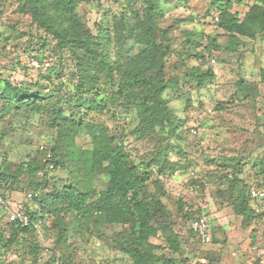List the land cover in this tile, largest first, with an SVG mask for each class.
I'll return each instance as SVG.
<instances>
[{"label":"clouds","instance_id":"1","mask_svg":"<svg viewBox=\"0 0 264 264\" xmlns=\"http://www.w3.org/2000/svg\"><path fill=\"white\" fill-rule=\"evenodd\" d=\"M119 154L145 239L89 212ZM262 231L264 0H0V264H264Z\"/></svg>","mask_w":264,"mask_h":264},{"label":"trees","instance_id":"2","mask_svg":"<svg viewBox=\"0 0 264 264\" xmlns=\"http://www.w3.org/2000/svg\"><path fill=\"white\" fill-rule=\"evenodd\" d=\"M88 0H83L87 2ZM151 7V5H149ZM210 43H214L211 39ZM207 51V48L205 49ZM214 75V73H213ZM141 87L147 89L148 84L146 81L142 82ZM143 110V109H141ZM112 173L114 175L116 184L121 186L120 198L117 200L114 196H109L102 202L99 207H93L89 212H99L100 217H97V223L99 220L105 219L110 224H127L131 223L132 234L140 233V238L145 239V233L151 231L147 224L148 213L144 211L143 205L137 200V195L140 187L144 184V179L136 177L135 165L128 168V156L127 154H119L118 158H114ZM2 175H8L3 173ZM136 177V178H134ZM133 192L131 198L128 197L127 193ZM185 203L179 201V208L183 209ZM247 207V205H244ZM144 217L143 222L136 219L137 216ZM245 215H248L247 213ZM110 218V219H109ZM185 218H188L187 216ZM258 217L250 216L249 218L242 221V224L249 226ZM27 231V226L21 229ZM154 234V232H153ZM121 235V233H116ZM170 251L176 253L179 251V245L174 239L169 240ZM120 250H124L123 243L121 242ZM166 250L159 244H149L147 252H142L141 249L137 248L133 251L127 252L126 254L133 258L134 264H175V256H167ZM67 255H62L60 258L61 264H64V260ZM187 260L181 254V264H186ZM48 264V262H46ZM255 264H258L256 261Z\"/></svg>","mask_w":264,"mask_h":264},{"label":"rangeland","instance_id":"3","mask_svg":"<svg viewBox=\"0 0 264 264\" xmlns=\"http://www.w3.org/2000/svg\"><path fill=\"white\" fill-rule=\"evenodd\" d=\"M85 4L86 3H88V1L87 2H84ZM85 14H86V10H85ZM211 39H213V42H215V40H216V37H212ZM196 47H199V44H196L195 45ZM207 48V46H205V49ZM216 51H221V49L219 48V47H217L216 49H215ZM182 203H186V201H184L183 200V198H181V200H180ZM222 212H223V210L221 209V208H217L216 209V212H215V214H213V218L214 219H218L219 218V216L222 214ZM209 213H204V215H208ZM185 219H187V218H185ZM258 218H256L255 220H257ZM254 220V221H255ZM253 221V222H254ZM252 222V223H253ZM256 233H257V228H253L252 229V241H251V243H249L248 245H247V247H248V249H251L252 247H254L255 246V243H256V239H257V237H256ZM261 235H264V231H262L261 232ZM227 238L225 237V240H226ZM239 246L241 247V248H243L244 247V241L243 240H241V241H239ZM183 256V255H182ZM184 257V256H183ZM186 260H187V257H184ZM257 262H258V264H260V258L259 257H257V260H256ZM64 264H72V257L70 256V255H67V257H66V259L64 260Z\"/></svg>","mask_w":264,"mask_h":264}]
</instances>
